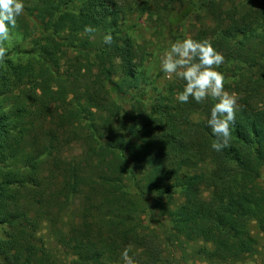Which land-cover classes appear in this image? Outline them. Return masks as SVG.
I'll list each match as a JSON object with an SVG mask.
<instances>
[{"label": "trees", "instance_id": "16d2710c", "mask_svg": "<svg viewBox=\"0 0 264 264\" xmlns=\"http://www.w3.org/2000/svg\"><path fill=\"white\" fill-rule=\"evenodd\" d=\"M165 5L179 6L169 23ZM25 8L0 62V264H123L129 245L138 264L264 257V0ZM187 37L223 54L237 95L219 152L217 101L180 103L185 82L153 73Z\"/></svg>", "mask_w": 264, "mask_h": 264}, {"label": "clouds", "instance_id": "9594fccd", "mask_svg": "<svg viewBox=\"0 0 264 264\" xmlns=\"http://www.w3.org/2000/svg\"><path fill=\"white\" fill-rule=\"evenodd\" d=\"M24 8L23 0H0V62L7 54L5 42L11 38L10 29L17 27V19ZM95 31L94 27L85 26L83 33L95 39ZM113 42L110 34L104 36L105 44L111 45ZM224 62L223 54L209 40L198 41L191 37L172 43L161 58V70L167 77L171 79L175 76L185 82L183 91L176 96L178 102L188 103L190 98L198 104L208 98L217 101L207 120L215 137L211 148L217 152L229 147L237 111V95L225 90V76L217 71ZM130 251L131 245L122 251L123 264H138L129 255Z\"/></svg>", "mask_w": 264, "mask_h": 264}, {"label": "rangeland", "instance_id": "374dc122", "mask_svg": "<svg viewBox=\"0 0 264 264\" xmlns=\"http://www.w3.org/2000/svg\"><path fill=\"white\" fill-rule=\"evenodd\" d=\"M23 2H24L25 7L32 5V0H23ZM30 3H31V5H30ZM164 7L167 8V11L169 13H171L170 16H167V23H169V21L173 17V13H175L176 11L178 12V7L179 6L178 5H175V6H172V7L171 6L170 7H166V5H165ZM24 9H26V8H24ZM29 23H30L31 26L34 25V22H33L32 19H29ZM177 28H178L177 25H173V29H174L173 30V34L174 35H176L175 32L178 31ZM152 35H153V33L148 28H147V31L144 30V37H145V39H151L152 38ZM163 55L160 56V60H158V62H156V64H155L156 67H157L156 68L157 70L153 71L154 74H157L161 70V58L163 57ZM43 235L46 236L47 235V232L45 231L43 233ZM46 238H47L46 240L49 241L48 236H46ZM50 244L52 246H54V247L56 246L54 243H50ZM260 252L263 253V255H264V235H263V239H262V245H261ZM197 264H200V263H197ZM248 264H264V257L258 256V257H256L255 261H251Z\"/></svg>", "mask_w": 264, "mask_h": 264}]
</instances>
